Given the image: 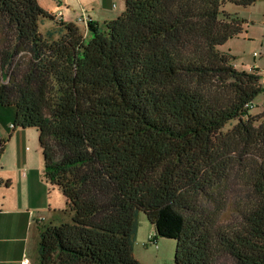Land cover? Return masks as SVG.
I'll list each match as a JSON object with an SVG mask.
<instances>
[{
  "label": "trees",
  "instance_id": "trees-1",
  "mask_svg": "<svg viewBox=\"0 0 264 264\" xmlns=\"http://www.w3.org/2000/svg\"><path fill=\"white\" fill-rule=\"evenodd\" d=\"M227 1L256 0H125L84 34L43 33L56 16L38 0H0V104L37 129L69 213L42 225L38 264H142L141 211L174 264H264V109L249 106L263 87L218 48L243 31Z\"/></svg>",
  "mask_w": 264,
  "mask_h": 264
},
{
  "label": "crops",
  "instance_id": "crops-1",
  "mask_svg": "<svg viewBox=\"0 0 264 264\" xmlns=\"http://www.w3.org/2000/svg\"><path fill=\"white\" fill-rule=\"evenodd\" d=\"M114 1L117 0H55L54 4L41 6L57 16L52 20L53 26L43 33L55 28L56 21H65L74 22L79 27L83 25V33L86 34V25L77 20L82 8L90 19L102 23L120 13L122 4L118 6ZM58 5H62V9L56 11ZM14 115V106L0 104V124L3 125L0 127V139L5 143L0 154V264H22L23 259H27L25 264H38L37 246L42 225L66 218L61 213L65 208V199L63 203L58 193L54 195L58 189L50 187L41 171L21 166L17 155L7 159V139L2 134V128L7 127L8 121L13 122ZM15 129L7 130L9 137Z\"/></svg>",
  "mask_w": 264,
  "mask_h": 264
},
{
  "label": "rangeland",
  "instance_id": "rangeland-1",
  "mask_svg": "<svg viewBox=\"0 0 264 264\" xmlns=\"http://www.w3.org/2000/svg\"><path fill=\"white\" fill-rule=\"evenodd\" d=\"M39 4L45 7L47 4H54L55 0H38ZM122 4L120 13L124 10L125 0L114 1ZM119 6V5H118ZM221 8L229 13L238 15L244 20L243 31L228 39L224 44L218 48L220 51L228 52L234 58L232 64L240 70H247L249 67L255 66L257 73L260 75V83L263 89L257 94L252 101L250 108L251 114H259L264 109V0H256L254 3L242 6L232 2H225ZM62 9V5L56 6V11ZM119 13V14H120ZM53 26L52 20L44 18L39 22V30H44ZM83 31L84 26L80 25ZM4 35L0 34V41H2ZM254 53L256 55H254ZM25 55V53H22ZM7 115V114H5ZM12 120L8 121L7 127H3L2 130L5 136L6 146L5 152L7 159H10L12 155L18 157L21 166H25L28 169H34L41 171L43 176V156L39 145L38 131L34 127L16 128L9 137L7 130ZM236 123V120L227 122L222 131L228 130ZM3 125L0 124V127ZM11 138V139H10ZM234 180L232 186L235 184ZM237 187H234L232 192L236 191ZM58 193L59 199L64 203V197L59 190H55ZM62 215L67 216L69 219V213L61 210ZM236 217V212L231 201L228 202L226 210L223 212L222 219L225 221L233 220ZM138 226L135 233V239L133 243V255L142 264H174V251L175 240L172 238L156 236L154 239L149 238V234H155L154 226L147 219L144 212H139Z\"/></svg>",
  "mask_w": 264,
  "mask_h": 264
},
{
  "label": "built area",
  "instance_id": "built-area-1",
  "mask_svg": "<svg viewBox=\"0 0 264 264\" xmlns=\"http://www.w3.org/2000/svg\"><path fill=\"white\" fill-rule=\"evenodd\" d=\"M57 15H59V14H57ZM57 17V16H56ZM88 19H89V17H88V15H87V12H86V10L84 9V8H82V12H81V14L77 17V20L79 21V22H81V23H84L85 25H86V27H87V21H88ZM254 55H256L255 53H254ZM254 68H256V67H252L251 69H254ZM250 69V70H251ZM262 73L264 74V70L262 71ZM250 107L252 106V105H249ZM10 127L12 128L13 127V124H10ZM154 236L153 235H151V234H149V238L150 239H154L153 238ZM27 262V259H23L22 260V264H25Z\"/></svg>",
  "mask_w": 264,
  "mask_h": 264
}]
</instances>
